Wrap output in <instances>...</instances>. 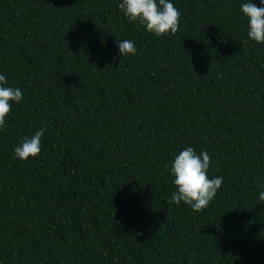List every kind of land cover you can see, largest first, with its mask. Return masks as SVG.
I'll use <instances>...</instances> for the list:
<instances>
[{"label":"trees","instance_id":"16d2710c","mask_svg":"<svg viewBox=\"0 0 264 264\" xmlns=\"http://www.w3.org/2000/svg\"><path fill=\"white\" fill-rule=\"evenodd\" d=\"M121 2L0 0V74L24 94L0 128V264H264V44L248 38L249 0H172L179 29L159 37ZM41 128L40 154L16 158ZM189 146L223 177L200 212L168 203Z\"/></svg>","mask_w":264,"mask_h":264},{"label":"clouds","instance_id":"9594fccd","mask_svg":"<svg viewBox=\"0 0 264 264\" xmlns=\"http://www.w3.org/2000/svg\"><path fill=\"white\" fill-rule=\"evenodd\" d=\"M257 6L249 0L243 3L241 12L248 18V38L264 44V0ZM118 7L130 21L143 25L146 31L159 37L175 34L179 29L181 13L172 0H122ZM122 56L135 55L137 48L132 40L117 41ZM24 97L19 87L7 86L5 75L0 74V128L5 126L6 117L11 111V102L19 103ZM45 129L36 131L30 138L25 137L14 148V155L22 161L36 157L41 152V140ZM212 160L207 151L196 153L193 147H185L173 159L169 171L173 175L176 191L172 192L169 204L179 205L181 201L190 205L193 211L206 209L223 183V177L209 178L208 169ZM264 201V190L259 193Z\"/></svg>","mask_w":264,"mask_h":264}]
</instances>
